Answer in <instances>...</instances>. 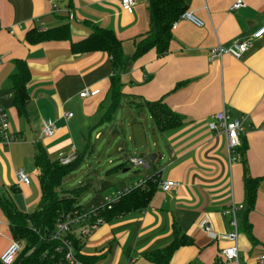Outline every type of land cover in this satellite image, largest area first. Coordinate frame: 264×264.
I'll return each instance as SVG.
<instances>
[{
	"label": "crops",
	"instance_id": "0c3cea01",
	"mask_svg": "<svg viewBox=\"0 0 264 264\" xmlns=\"http://www.w3.org/2000/svg\"><path fill=\"white\" fill-rule=\"evenodd\" d=\"M53 1L0 0V108L8 115L7 136L18 139L8 143L0 135V188L11 193L16 186L19 192L11 195L25 213L33 212L40 201H27L32 180L39 182L36 144L40 143L54 161L61 156L75 159L94 135L96 140L104 137L100 127L109 123H102L101 118L110 105L111 59L104 52L74 54L72 42L89 38L94 26L110 29L122 42L124 54L131 57L135 39L149 30L150 0H137L132 14L122 8L121 0H58L57 10ZM236 1L187 0L188 13L204 26L187 21L184 14L173 26L170 52L163 57L155 50L148 52L123 76V99L111 122L122 108L123 112L130 108L142 111L148 109L146 103L160 100L185 119L182 127L159 131L164 144L156 145L153 166L157 169L152 171L151 165L146 168L152 171L149 176L158 175L160 182L180 186L171 192L159 186L147 209L124 214L79 239L84 245L81 255L87 261L152 264L145 255L171 244L174 224L194 245L181 248L171 264H254L264 254V179L255 210L249 215L259 244L253 245L240 233L239 263L222 258L221 252L231 242L212 239L203 230L208 226L216 234L231 233L225 211L233 202L245 201L243 163H230L225 136L209 128L217 113L226 111L235 119H247L241 141L248 147L249 174L264 178V37L251 39L264 25V0H242L246 6L233 11ZM64 24L70 26L71 41L31 45L26 40L32 30ZM238 41H251L240 60L225 55L209 61L211 49ZM17 60L25 61L30 70L27 118L19 117L13 105L10 78L17 71ZM180 84L183 86L177 89ZM86 90L100 93L81 98ZM66 113H73V118H66ZM137 121L134 123L139 124ZM45 122L57 128L54 137L42 135ZM20 171L30 178L29 185L18 182ZM104 197L98 195L84 206ZM243 212L238 215L240 220ZM0 222L1 257L13 241L1 209Z\"/></svg>",
	"mask_w": 264,
	"mask_h": 264
},
{
	"label": "trees",
	"instance_id": "16d2710c",
	"mask_svg": "<svg viewBox=\"0 0 264 264\" xmlns=\"http://www.w3.org/2000/svg\"><path fill=\"white\" fill-rule=\"evenodd\" d=\"M187 0H150L148 4L149 30L144 35L135 39L134 55L127 57L123 52L122 42L110 29L98 26L93 27V33L84 41L71 44L74 54H86L104 52L111 59L112 75L110 76L109 97L110 105L101 118L102 123L111 122L123 99V76L131 69L133 64L155 50L159 57L170 52L173 41V26L188 13ZM26 40L31 45H38L54 41H71V30L69 24L45 31L37 29L30 31ZM17 71L10 78L13 91V105L19 117L27 118V104L29 94L27 85L30 81V70L25 61L17 60ZM183 86L180 84L177 89ZM153 124L161 133L175 130L185 124V119L175 114L163 101L146 103ZM264 127V124H263ZM34 162L39 170L40 201L33 212L24 213L13 200L11 193H18L16 186L12 187L11 193L0 188V209L9 221V228L13 240L22 245V251L13 264H72L68 260L70 245L76 263L94 264L97 259L89 261L81 255L82 241L77 238V230L66 234L62 238L55 239V229L58 219L76 211H84L87 206L80 205L79 199L90 189L91 185L78 189L74 192H64L62 183L66 177L76 171L85 157L92 152V144H86L82 152L77 153L76 158L69 164H62L59 160H52L44 149L37 143L35 146ZM247 143L242 141L241 146L236 149V154L243 163L244 173V212L242 219L238 217L239 234H245L253 245H258V240L253 235V227L249 221V215L255 210L259 187L263 181L261 178H253L249 174L246 152ZM90 152V153H89ZM123 165L114 169L118 171ZM162 182L155 175L146 180L143 187L134 188L124 194L111 209H100L98 218L105 223L118 217L135 211L147 209ZM97 203V202H96ZM229 217V216H228ZM232 219H230L231 221ZM96 218L91 220L95 223ZM193 239L184 233L176 224L173 226V241L162 250H156L145 255L147 261L152 264H171L175 254L184 247L193 246ZM222 253V252H221ZM223 258V257H222ZM0 264L1 261H0Z\"/></svg>",
	"mask_w": 264,
	"mask_h": 264
},
{
	"label": "built area",
	"instance_id": "2783aa9c",
	"mask_svg": "<svg viewBox=\"0 0 264 264\" xmlns=\"http://www.w3.org/2000/svg\"><path fill=\"white\" fill-rule=\"evenodd\" d=\"M58 0L53 1V8L54 10H57L56 3ZM137 0H121L122 8L127 11L128 13L132 14L134 12V6ZM246 4L242 0H238L234 3L232 6V10L236 11L243 7H245ZM185 18L187 21L195 24L198 27H203L204 23L194 17L192 14L186 13ZM264 37V25L261 26L257 31H255L251 37V39H261ZM251 41H238L233 43L229 47H223L221 45L213 48L210 50L209 54V61L213 62L216 59H221L225 55L232 56L233 58L240 60L250 49ZM100 93V91H84L80 94L81 98H87V97H94L97 96ZM73 113H66L65 117L70 119L73 118ZM247 119L244 117L241 119H235L233 118L228 112L222 111L217 113L213 117V121L209 124V128L212 132L217 134H223L226 138V144H227V152L230 163H234L235 161L240 160V157L236 154V149L241 146V133H244V125L246 124ZM0 135L2 138L6 140V142L11 143L14 141H18L13 136H7V130L9 127L8 124V115L7 113L0 108ZM57 133V128L51 124V123H44L43 129H42V135L44 137H54ZM73 150L75 148L73 147ZM62 164H69L74 160V158H64L61 156L58 159ZM129 162L134 165L135 167H148V163L142 159L137 157H131L129 159ZM18 182L21 184H30V178L24 171H20L18 173ZM146 182V181H145ZM144 181H140L139 184L136 185V187H130L126 189L123 192H119L117 194H114L112 196H107L104 198V200H100L97 203L89 205L88 209L86 208L84 211H76L74 213H70L67 215H63L58 219V223L55 229V239L62 238L66 234L73 231V229H76L77 232L81 233L80 237H77L78 239H85L87 238L96 227L105 224V221L101 218H98V211L100 209H111L112 206L118 202L121 197L124 194L129 193L134 188L143 187L145 185ZM180 186L179 183L167 181L161 184V188L165 192H171L173 190H176ZM244 211V205L242 204H236L233 202L229 208L225 211V214L232 219L230 221V224L233 228V231L231 233L220 235L214 233V231L211 230L210 227L205 226L204 232L207 233L212 239H226L229 242L232 243V245L226 249H223L221 255L223 259H225L228 262H236L239 263L240 260V254H239V248H238V238H239V223H238V215L240 212ZM93 218H96L95 223H91V220ZM2 223L0 222V226ZM69 247V255L68 260L73 264L76 263L73 252ZM22 251V245L17 241H12L10 246L7 248V250L1 255L0 261L2 264H13L14 261L17 259L18 255ZM254 264H264V254L259 256Z\"/></svg>",
	"mask_w": 264,
	"mask_h": 264
},
{
	"label": "rangeland",
	"instance_id": "374dc122",
	"mask_svg": "<svg viewBox=\"0 0 264 264\" xmlns=\"http://www.w3.org/2000/svg\"><path fill=\"white\" fill-rule=\"evenodd\" d=\"M122 106L124 107V104ZM122 109L118 111L113 122L100 127L104 137L96 140L95 135L93 136L91 143L93 153L88 154L78 169L66 177L62 183V190L68 193L77 191L87 184L91 185L79 199L80 205L84 206L98 195L112 196L130 187H136L140 181L145 182L151 177L149 173H152L155 166L149 157L155 155L156 145L164 144V138L153 125L148 109L144 108L141 111L130 108L126 112ZM135 121L139 124L134 123ZM133 130L135 132H132ZM110 131L111 134H109ZM151 151L153 152L150 153ZM131 157L144 159L148 165L152 166V171L145 167H135L129 162ZM122 165V169L114 170ZM126 170L127 172H124ZM36 180L37 182L32 180L28 202L40 198V185L38 179ZM76 235L80 237L81 233L77 232Z\"/></svg>",
	"mask_w": 264,
	"mask_h": 264
},
{
	"label": "water",
	"instance_id": "95a60500",
	"mask_svg": "<svg viewBox=\"0 0 264 264\" xmlns=\"http://www.w3.org/2000/svg\"><path fill=\"white\" fill-rule=\"evenodd\" d=\"M156 159V155H151L150 157H149V160L152 162V163H155V160ZM124 172H127V170L126 171H124Z\"/></svg>",
	"mask_w": 264,
	"mask_h": 264
}]
</instances>
